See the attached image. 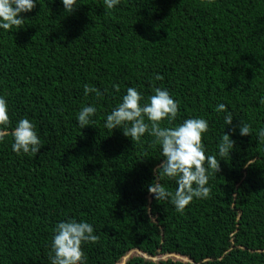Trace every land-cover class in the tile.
Returning a JSON list of instances; mask_svg holds the SVG:
<instances>
[{"label":"trees","instance_id":"trees-1","mask_svg":"<svg viewBox=\"0 0 264 264\" xmlns=\"http://www.w3.org/2000/svg\"><path fill=\"white\" fill-rule=\"evenodd\" d=\"M77 6L70 14L62 0H39L23 25L0 29L10 117L0 141V264H51L54 228L69 217L99 236L82 245L87 264H264V0ZM129 86L146 100L169 89L179 101L172 124L209 121L203 143L220 170H209L208 196L182 211L148 191L163 158L155 137L132 141L105 127ZM92 103L95 123L82 128L78 111ZM24 116L43 142L37 155L12 149L10 129ZM239 120L251 135L232 132ZM224 131L235 146L221 156ZM160 182L177 187L175 178Z\"/></svg>","mask_w":264,"mask_h":264},{"label":"clouds","instance_id":"clouds-1","mask_svg":"<svg viewBox=\"0 0 264 264\" xmlns=\"http://www.w3.org/2000/svg\"><path fill=\"white\" fill-rule=\"evenodd\" d=\"M107 8H114L120 0H104ZM39 4V0H0V29L10 30L19 27L27 20L25 13L31 12ZM64 10L70 14L78 7V0H62ZM159 75L157 79H159ZM85 93H95L97 97L103 95L99 88L85 85ZM264 103V97H261ZM216 110L224 112L227 126L233 124V114L228 106L219 103ZM179 111V101L166 87H156L154 94L147 100L142 91L136 87H127L126 94L107 113L105 127L107 129L123 130L124 135L131 140H140L145 133L155 137L160 145L162 159L154 170V179L148 185V191L156 200H169L177 210L184 208L194 198H205L210 192L208 186L209 170H220L221 160L207 154L203 137L209 130V121L204 116H194L184 119L182 123L172 124ZM97 113L96 104L83 106L77 114L78 124L84 128L95 123ZM10 121L9 104L4 95H0V141L4 139V132ZM162 122H167L162 124ZM241 136L252 134V125L239 120L236 128ZM13 138L12 149L18 154H38L43 142L34 121L27 116L20 118L10 129ZM258 136L264 140V128L259 129ZM235 146L232 136L223 132L218 145L219 154H231ZM162 176L175 178V191L169 190L160 182ZM99 236L95 234L94 225L86 220L69 217L58 222L53 231L51 264H87V255L82 247L86 242H96Z\"/></svg>","mask_w":264,"mask_h":264}]
</instances>
